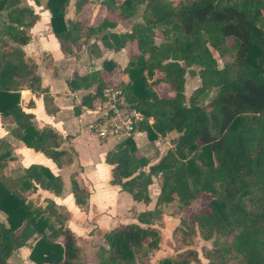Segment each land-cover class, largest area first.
I'll return each instance as SVG.
<instances>
[{
    "label": "trees",
    "instance_id": "16d2710c",
    "mask_svg": "<svg viewBox=\"0 0 264 264\" xmlns=\"http://www.w3.org/2000/svg\"><path fill=\"white\" fill-rule=\"evenodd\" d=\"M33 2L39 5L40 0ZM90 3L76 0L77 14ZM67 4L46 0L45 5L61 52L75 55L86 46L99 58L100 45L113 51L134 46L136 53L123 70L128 77L123 89L126 101L143 117L136 132H144L150 142L176 134L171 148L152 165L138 155L132 137L105 154L110 183L134 201L150 202L153 177L159 192L153 209L138 213L136 223L104 235L106 246L99 247L95 264H150L161 239L152 225L160 221L163 206L176 202L184 210L202 194L212 196L208 212L180 221L173 231L179 252L159 264L197 261L196 250L189 248L197 231L205 241L222 239L203 252L209 264H264V0H100L103 17L96 26L66 19ZM140 4V22L127 32L110 31L119 20L132 18ZM38 18L21 0H0V116L12 119L14 138L61 168L73 162V152L61 148L63 139L50 127L36 129L32 114L20 106V91L29 90L42 96L48 114L56 111L48 90L41 88L36 63L23 50ZM213 52L219 58L230 55L229 60L219 67ZM114 67L102 62L103 70ZM187 72L200 80L189 97L184 92ZM105 84L99 71L67 82L71 91L92 89L81 98V105L90 109ZM159 85L173 96H158L154 87ZM211 90L215 97L207 110L200 97ZM32 106L30 100L24 107ZM8 159L7 145L0 141V211L6 216V223H0V264H8L13 251L24 246L35 264H83L78 238L65 226L70 214L56 210L51 200L42 208L25 196L37 188L58 196L61 178L32 164L7 181L2 172ZM70 184L75 204L86 207L89 193L75 174Z\"/></svg>",
    "mask_w": 264,
    "mask_h": 264
},
{
    "label": "crops",
    "instance_id": "0c3cea01",
    "mask_svg": "<svg viewBox=\"0 0 264 264\" xmlns=\"http://www.w3.org/2000/svg\"><path fill=\"white\" fill-rule=\"evenodd\" d=\"M98 7L99 6H97V8ZM100 12V9L97 12V10L89 9L88 6L80 13L76 14V16L72 19H69L66 13V19L80 20L87 25L96 26L101 19L98 16ZM97 17L99 20L94 23V20ZM39 20L40 19L38 18L37 22L29 30L31 41L23 47V50L25 52V57L32 59L36 63L37 72L41 78V88L48 90L56 111L52 114H48L44 109L42 96L35 95L29 90L20 91V106L24 111L32 114V124L36 129L41 130L44 127H50L61 136L63 139L61 148L71 150L73 152V162L70 165L58 168L43 154L27 148L21 141L14 138L11 135V130L15 126L12 119L0 116V141L7 145L10 153V159L6 161V167L2 173L7 181H13L21 175V170L32 164H36L49 169L54 175L59 176L63 183L60 195L55 196L49 191L37 188L35 191H26L25 196L27 199L32 200L34 204L41 206L42 208L46 205V200H51L54 202L56 210L67 211L70 214V219L65 223V226H67L75 234L78 238L79 244L80 236L77 234V230L75 229V220L81 219L86 222L87 218L85 215L78 216L80 208L75 204L71 193L70 176L72 174H75L79 186L87 190L89 193L87 204L90 208L97 206V197L104 198L106 207H110L112 205L114 206L115 202L118 200L126 201L128 205L137 207L141 206L139 203L142 202L134 201L130 195L122 191L118 185L110 183L111 167L104 162V156L108 151L114 150L122 139L112 138L102 141L97 138L92 130H90L88 125L92 120L93 115L90 108L81 105V98L85 94L92 92V89L85 90L80 88L71 91L67 86V82L75 75H85L93 71H99L105 83L120 81L121 84H126L128 82V77L123 73V70L127 65L129 56L136 53V50L134 46H126L120 51H113L103 45H100V57L95 58L90 54L88 48L84 46L75 55H65L61 52L58 41L51 32L49 25V13L47 10L46 21L43 22V27L46 25L48 26L47 31L38 30L40 25ZM130 28L131 26L129 28H124L121 25V22H118L116 27L110 31L120 34L129 31ZM27 51H30V54H28ZM44 56L46 58L45 63H42ZM104 61L113 64L115 66L114 69L112 71L103 70L102 62ZM157 87L158 86L154 87V91L158 95ZM166 90L168 93L166 95H160V97L173 96V93L167 87ZM30 100L33 101V106L31 108H25V104H27ZM75 109L79 110L78 115L75 114ZM85 135L87 136L85 137ZM175 136L176 134L171 132L165 137H159L156 141L150 142L144 132H136L132 140L135 143L138 155L141 153L140 156L145 157L148 160L149 165H152L158 161L167 149L171 148L172 141L170 142L169 140L174 139ZM138 137H144L143 139L141 138L140 143H137L136 141ZM158 151L159 157L153 160L151 157L154 154L156 156ZM10 165H18L19 167L12 168L6 172L7 167ZM147 168L148 167H146V170ZM155 178L157 177H153L152 184L148 187L150 202L148 204L142 203V206L151 205V203H153L154 207L155 200L159 192V182L153 190V197L151 196L150 191ZM153 207H149L146 210H151ZM140 212L142 211H139L138 213ZM0 223H6V216L1 211ZM129 224H123L122 226ZM80 225L82 227L84 223H80ZM116 226H121V224H116L110 227L109 230ZM29 253L30 248L28 246L21 247L13 251L7 263L35 264L29 260Z\"/></svg>",
    "mask_w": 264,
    "mask_h": 264
},
{
    "label": "rangeland",
    "instance_id": "374dc122",
    "mask_svg": "<svg viewBox=\"0 0 264 264\" xmlns=\"http://www.w3.org/2000/svg\"><path fill=\"white\" fill-rule=\"evenodd\" d=\"M99 1L100 0H90V4H88L86 7L89 6V9H94L99 11ZM76 0H68L66 13L67 17L69 19H72L76 16L77 11L75 10L74 3ZM21 5L25 7H30L39 15V21L40 25L38 27L39 31H47L48 26L46 25L43 27V22L46 21V0H40V3L38 6H36L32 0H21ZM144 5L140 4L137 7L136 14L127 20H119L118 22H121V25L125 28H129L132 26L135 22H140L142 17V11H143ZM99 18L103 17V14L99 13ZM99 20L98 17L94 20V23ZM93 22V21H92ZM126 25V26H125ZM228 44H231V39L229 38L227 40ZM155 43L159 44L161 43V40L156 38ZM84 47V46H82ZM28 54H30V51H27ZM129 52V51H128ZM213 55L217 61V65L221 67L223 63L227 60H229L230 55H226L224 58H219L218 55L213 52ZM33 56V55H32ZM34 58V57H32ZM43 62L45 63V56L43 57ZM194 72L198 71L197 67H192ZM185 96L189 97L190 94L194 91L195 88L199 87L200 80L198 76H192L189 72L186 73L185 76ZM122 87H124L125 83H120ZM158 95H166L168 91L166 90V86L159 85L158 87ZM168 88V87H167ZM215 97V91L211 90L205 93L200 97L201 104L206 106L207 110H209L208 104L211 102V100ZM89 126V125H88ZM90 131V130H89ZM92 133V132H91ZM87 135H85L86 137ZM173 137V136H172ZM141 138L144 137H138L136 139L137 143H140ZM169 138V135H168ZM173 139H170L171 142ZM172 145V144H171ZM168 150V149H167ZM166 150V151H167ZM165 151V152H166ZM164 152V153H165ZM158 154H155L151 157L153 160L159 157V151ZM141 155V153H139ZM154 157V158H153ZM9 167V169H8ZM6 169V172L11 170L12 168L19 167L18 165H10ZM191 186H193L192 180L190 179ZM158 184V178H155L153 182V186H151L150 194L151 196L154 193V188H156V185ZM153 197V196H152ZM98 203L97 206H94V208H90L87 204L86 207H80V213H78V216L85 215L86 222H84L81 219L75 220V229L77 230V234H79V244L83 248L84 252V259L83 264H95V254L98 251L99 247H105V239L104 235L107 233V231L110 229V227L116 225V224H129L136 222V214L139 211L146 210L149 207H153V203L151 205L146 206H130L127 204L126 201L118 200L115 202V205L106 207V203L104 201L103 197H97ZM212 199L211 195L208 194H202L199 195L195 201L186 209L181 210L176 202H172L168 205L163 206L162 208V216L160 221L154 222L152 225L153 227L159 229L160 231V243H159V249L152 253L150 255V264H159L163 259L165 258H174L175 255L179 252L178 247L175 245L173 240V231L176 227L180 225V221L182 219H189L192 215L197 213H205L208 212V202ZM41 203V202H39ZM95 203V202H94ZM123 204V205H122ZM99 206V207H98ZM80 223H84V225L81 227ZM91 224V226H90ZM222 239L214 237L211 240L205 241L200 237L199 232L197 231L195 237L193 238L192 245L189 248H192L196 250L198 254L197 261L193 262L192 264H209L208 260L204 257L203 252L205 250H210L215 246H218L221 244Z\"/></svg>",
    "mask_w": 264,
    "mask_h": 264
},
{
    "label": "built area",
    "instance_id": "2783aa9c",
    "mask_svg": "<svg viewBox=\"0 0 264 264\" xmlns=\"http://www.w3.org/2000/svg\"><path fill=\"white\" fill-rule=\"evenodd\" d=\"M120 81L105 84L101 98L94 103L89 123L90 130L99 140L112 138L125 139L136 133L135 126L143 117L126 101V95Z\"/></svg>",
    "mask_w": 264,
    "mask_h": 264
}]
</instances>
